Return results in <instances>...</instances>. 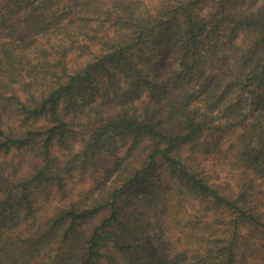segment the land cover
<instances>
[{
	"label": "trees",
	"instance_id": "16d2710c",
	"mask_svg": "<svg viewBox=\"0 0 264 264\" xmlns=\"http://www.w3.org/2000/svg\"><path fill=\"white\" fill-rule=\"evenodd\" d=\"M0 264H264V0H0Z\"/></svg>",
	"mask_w": 264,
	"mask_h": 264
},
{
	"label": "rangeland",
	"instance_id": "374dc122",
	"mask_svg": "<svg viewBox=\"0 0 264 264\" xmlns=\"http://www.w3.org/2000/svg\"><path fill=\"white\" fill-rule=\"evenodd\" d=\"M18 159V158H17Z\"/></svg>",
	"mask_w": 264,
	"mask_h": 264
}]
</instances>
